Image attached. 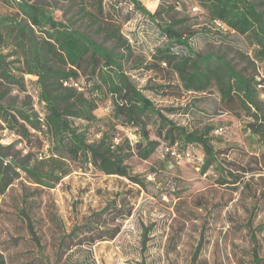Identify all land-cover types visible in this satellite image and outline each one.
I'll use <instances>...</instances> for the list:
<instances>
[{
	"label": "rangeland",
	"instance_id": "1",
	"mask_svg": "<svg viewBox=\"0 0 264 264\" xmlns=\"http://www.w3.org/2000/svg\"><path fill=\"white\" fill-rule=\"evenodd\" d=\"M35 1L52 10L57 20L68 22L70 13L62 15L60 10H65L67 1ZM140 1L151 12L159 10L164 21L178 19L176 27L186 32L197 30L191 39L196 50L219 54L247 77H264V61L255 59L251 39L229 32L219 22H209L195 0ZM170 4L174 7L166 10ZM260 7L264 10V4ZM13 11L0 2V13ZM122 15L130 16L122 23L121 34L135 53L124 62L126 71L138 87L169 80L172 87L167 88V94L149 89L145 94L157 107L187 108L186 113L168 117L188 130L206 132L215 159L202 170L205 153L200 145L169 147L159 139L148 158L134 155L125 161L140 182L104 174L91 165L80 169L70 162V173L40 181L17 166L29 165L39 173L51 170L59 176L60 161L50 158L47 140L39 146L0 130V260L3 264H63L83 258L94 264H190L196 255V264H253V236L259 255L264 256V142L249 129L253 118L245 110L223 111L215 84L205 92L185 91L176 75L172 77L167 70L133 68L135 60H150L163 37L130 3H122ZM74 21L73 27L103 40L95 26L79 18ZM104 44L110 47L114 42ZM36 79L25 74L20 87L0 78V93L6 91L1 102L18 107L25 104L43 117ZM79 82L91 86L84 78ZM260 99L264 111V93ZM111 108L109 97L100 94L95 115L107 119ZM74 123L86 131L89 140L100 135L99 122L89 125L75 119ZM147 128L149 138L158 139L153 122ZM116 129L119 138L128 137L132 143L139 139L135 126L119 125ZM54 165H59V170ZM113 199L131 207L116 236L72 248L59 259L60 235Z\"/></svg>",
	"mask_w": 264,
	"mask_h": 264
},
{
	"label": "trees",
	"instance_id": "2",
	"mask_svg": "<svg viewBox=\"0 0 264 264\" xmlns=\"http://www.w3.org/2000/svg\"><path fill=\"white\" fill-rule=\"evenodd\" d=\"M67 7L60 9L68 22L57 20L52 10H47L35 0H0L13 7V13H0V78L20 87L24 75L37 77L38 97L44 106L39 117L25 104L15 106L2 103L6 91L0 93V130L16 134L26 143L47 140L50 158L60 161V175L51 170L37 172L36 168L19 164L30 175L41 181L42 177L59 179L72 171L70 163L77 167L94 169L104 174L125 176L140 182L132 175L125 161L136 155L148 158L159 145L167 146L198 144L205 158L203 169L215 159L207 133L188 130L176 124L169 114L187 112L184 106L157 107L144 90L167 94L169 83H153L138 87L124 67V62L135 53L132 45L121 34V25L130 19L122 15V3L127 2L152 24L158 27L163 40L155 47L150 60H135L133 68L168 71L176 75L181 88L191 92H205L213 84L217 86L223 111L245 110L254 121L248 124L252 134L264 142V111L260 94L264 93V77L255 80L219 54L196 50L191 39L197 30L184 31L176 27L178 19L166 22L159 10L151 12L140 0H64ZM209 22H219L228 31L247 36L255 45V59L264 61V10L263 0H195ZM174 7L170 4L166 10ZM85 20L94 31L102 35L98 41L92 32L73 27L74 19ZM113 41L106 46L105 41ZM84 78L90 87L81 85ZM77 83V87L73 86ZM80 88V89H78ZM100 94L109 97L112 108L107 119L95 115ZM153 118V119H152ZM80 119L86 124L100 123L98 137L89 140L84 129L75 125ZM155 125L158 139L149 138L148 123ZM132 125L139 139L132 143L128 137L116 136L117 126ZM160 139V140H159ZM59 165H54L58 169ZM131 214V207L116 199L92 211L81 223L63 232L57 243L60 259L72 248L92 246L98 241L113 239L122 222ZM31 228V227H30ZM33 232V231H32ZM34 236V233H33ZM253 264H264L259 255L255 236L252 237ZM38 241V239H37ZM39 242V241H38ZM3 264V260H0ZM63 264H94L85 258ZM190 264H196V255Z\"/></svg>",
	"mask_w": 264,
	"mask_h": 264
},
{
	"label": "built area",
	"instance_id": "3",
	"mask_svg": "<svg viewBox=\"0 0 264 264\" xmlns=\"http://www.w3.org/2000/svg\"><path fill=\"white\" fill-rule=\"evenodd\" d=\"M73 86L77 87V83H73ZM78 89H80V88H78Z\"/></svg>",
	"mask_w": 264,
	"mask_h": 264
}]
</instances>
